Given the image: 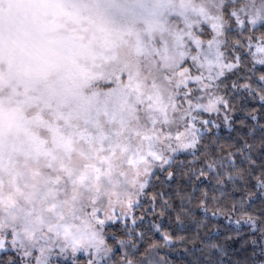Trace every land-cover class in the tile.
I'll return each mask as SVG.
<instances>
[{
	"label": "snow or ice",
	"instance_id": "snow-or-ice-1",
	"mask_svg": "<svg viewBox=\"0 0 264 264\" xmlns=\"http://www.w3.org/2000/svg\"><path fill=\"white\" fill-rule=\"evenodd\" d=\"M237 94L264 119V0H0V264H168L140 250L138 210L158 170L172 179L165 166L231 126ZM233 156L199 176L264 196V163ZM245 223L264 264V219Z\"/></svg>",
	"mask_w": 264,
	"mask_h": 264
},
{
	"label": "trees",
	"instance_id": "trees-1",
	"mask_svg": "<svg viewBox=\"0 0 264 264\" xmlns=\"http://www.w3.org/2000/svg\"><path fill=\"white\" fill-rule=\"evenodd\" d=\"M233 103L231 126L218 120L221 127L203 141L206 148L195 155L179 156L168 169L174 174L172 179L166 178L165 171L158 173L159 179L152 182L148 198L142 201L143 207L137 213L143 216V221L138 220V231L143 233V239L137 241L141 251L156 244V250L168 264H209L210 261L211 264H260V241L252 243L260 233L245 223L247 215L264 219V196L253 187L255 181L249 178L247 182L240 179L233 182L225 178L223 183H217L212 171L199 176V171L210 162L207 157H227L230 152L234 154L233 169H249V157L256 161L257 172L264 163V133L258 127L264 124V119L253 121L248 115L253 108L259 109V102L245 100L237 94ZM256 114L259 116V111ZM253 128L255 132H251ZM245 141L253 145L251 151L244 148ZM157 193L163 194L162 199L169 205L163 209V215L160 199L151 200ZM250 193L254 194L251 199ZM150 204L155 211L150 209ZM177 215L182 223L177 222ZM112 231L117 238H125L123 223L118 222ZM164 233L173 238L171 243L164 240ZM210 243L220 245L223 252L209 249ZM120 258L118 254L116 259ZM0 259H5L3 252Z\"/></svg>",
	"mask_w": 264,
	"mask_h": 264
},
{
	"label": "rangeland",
	"instance_id": "rangeland-1",
	"mask_svg": "<svg viewBox=\"0 0 264 264\" xmlns=\"http://www.w3.org/2000/svg\"><path fill=\"white\" fill-rule=\"evenodd\" d=\"M217 122H218V120H217ZM191 153H192L191 150L188 151V152H183V153H180V154L178 155V157H179V156H182V155H188V154H191ZM178 157H177V158H178ZM165 168L169 169L168 166H165ZM163 172H165V170H164V169H160V170H158L157 174H158V173H163ZM117 223H118V222H117ZM117 223H116L115 225H117ZM115 225H113V226H115ZM114 228H115V227H114ZM152 251H158V252H159V250H156V249H154V250H152ZM160 253H161V252H159V256L163 258V256H162ZM163 259H164V258H163Z\"/></svg>",
	"mask_w": 264,
	"mask_h": 264
}]
</instances>
